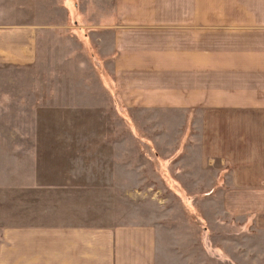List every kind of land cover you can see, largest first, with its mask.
I'll return each instance as SVG.
<instances>
[{
    "label": "crops",
    "instance_id": "1",
    "mask_svg": "<svg viewBox=\"0 0 264 264\" xmlns=\"http://www.w3.org/2000/svg\"><path fill=\"white\" fill-rule=\"evenodd\" d=\"M66 1L51 8L65 11L64 24L73 16ZM95 1L114 15L111 75L122 105L168 113L167 146L151 154L172 193L160 196L139 163L102 183L114 197L109 190L104 211L98 192L88 201L84 189L66 187L60 197L17 202L0 225V264H191L192 246L179 237L192 197L173 193L212 162L221 211L264 242V0ZM47 6L0 0V66L35 61ZM179 157L189 161L183 169Z\"/></svg>",
    "mask_w": 264,
    "mask_h": 264
},
{
    "label": "rangeland",
    "instance_id": "2",
    "mask_svg": "<svg viewBox=\"0 0 264 264\" xmlns=\"http://www.w3.org/2000/svg\"><path fill=\"white\" fill-rule=\"evenodd\" d=\"M47 3V25L39 35L35 61L0 66V225L17 202H38L45 194L60 197L64 187L84 189L88 201L98 192L94 201L104 211L107 192L114 197L113 189L102 183L119 181L122 164L142 163L154 190L170 196L173 188L164 185L167 172L151 154L167 146L168 113L122 105L111 75V8H101L95 0H67L73 16L64 24L65 11H52L58 0ZM73 4H78L76 9ZM177 118L182 121L181 113ZM178 161L179 169L189 164L184 157ZM210 165L203 177L192 178L191 187L178 186L173 193L192 197L184 205L191 224L188 230L181 227L179 237L192 246L191 264H264V242L257 231L242 228V221L231 222L221 211L222 187L211 168L215 162ZM178 217L183 218L181 213Z\"/></svg>",
    "mask_w": 264,
    "mask_h": 264
}]
</instances>
